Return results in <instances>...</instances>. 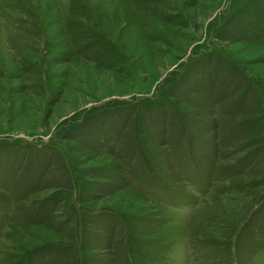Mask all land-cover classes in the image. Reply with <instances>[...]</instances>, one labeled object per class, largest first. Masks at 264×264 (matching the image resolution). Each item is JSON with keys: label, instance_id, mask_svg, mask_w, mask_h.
Listing matches in <instances>:
<instances>
[{"label": "rangeland", "instance_id": "1", "mask_svg": "<svg viewBox=\"0 0 264 264\" xmlns=\"http://www.w3.org/2000/svg\"><path fill=\"white\" fill-rule=\"evenodd\" d=\"M0 264H264V0H0Z\"/></svg>", "mask_w": 264, "mask_h": 264}]
</instances>
